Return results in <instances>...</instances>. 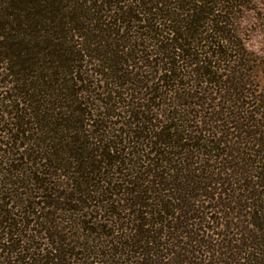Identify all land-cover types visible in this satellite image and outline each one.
Here are the masks:
<instances>
[{"label": "trees", "instance_id": "1", "mask_svg": "<svg viewBox=\"0 0 264 264\" xmlns=\"http://www.w3.org/2000/svg\"><path fill=\"white\" fill-rule=\"evenodd\" d=\"M247 3L0 0V264H264Z\"/></svg>", "mask_w": 264, "mask_h": 264}, {"label": "rangeland", "instance_id": "2", "mask_svg": "<svg viewBox=\"0 0 264 264\" xmlns=\"http://www.w3.org/2000/svg\"><path fill=\"white\" fill-rule=\"evenodd\" d=\"M249 7L240 14L238 33L244 44L248 66L250 90L264 95V0H247Z\"/></svg>", "mask_w": 264, "mask_h": 264}]
</instances>
